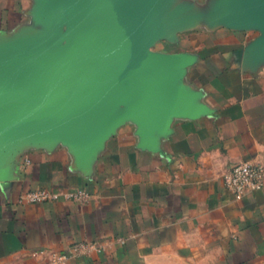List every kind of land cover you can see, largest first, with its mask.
Instances as JSON below:
<instances>
[{
    "label": "crops",
    "instance_id": "0c3cea01",
    "mask_svg": "<svg viewBox=\"0 0 264 264\" xmlns=\"http://www.w3.org/2000/svg\"><path fill=\"white\" fill-rule=\"evenodd\" d=\"M66 0H0V87L66 81ZM138 65L115 59L73 96L0 92V264H264V0H151ZM88 202L29 203V192Z\"/></svg>",
    "mask_w": 264,
    "mask_h": 264
},
{
    "label": "water",
    "instance_id": "95a60500",
    "mask_svg": "<svg viewBox=\"0 0 264 264\" xmlns=\"http://www.w3.org/2000/svg\"><path fill=\"white\" fill-rule=\"evenodd\" d=\"M128 0H66L65 10L78 14V33L74 50L54 68H63L74 74L66 81L34 80L15 89L0 87V92L16 93L34 86H48L47 92L36 94L44 98L59 91L73 96L90 82L96 80L115 59L137 66L139 41L136 30L141 24V14L127 8ZM139 8H147L151 0H132Z\"/></svg>",
    "mask_w": 264,
    "mask_h": 264
},
{
    "label": "built area",
    "instance_id": "2783aa9c",
    "mask_svg": "<svg viewBox=\"0 0 264 264\" xmlns=\"http://www.w3.org/2000/svg\"><path fill=\"white\" fill-rule=\"evenodd\" d=\"M223 183L227 190L232 192L237 199L243 198L247 193L261 190L264 187V165L244 163L235 166L224 174ZM89 195L85 192L53 193L47 190L29 192L26 201L29 203H44L46 201H80L88 202ZM65 256H59L54 264H64Z\"/></svg>",
    "mask_w": 264,
    "mask_h": 264
}]
</instances>
